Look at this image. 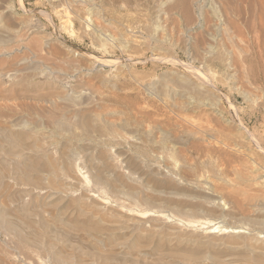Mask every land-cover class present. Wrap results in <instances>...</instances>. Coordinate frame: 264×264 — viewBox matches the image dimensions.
<instances>
[{"label": "rangeland", "instance_id": "obj_1", "mask_svg": "<svg viewBox=\"0 0 264 264\" xmlns=\"http://www.w3.org/2000/svg\"><path fill=\"white\" fill-rule=\"evenodd\" d=\"M186 1L0 0V264L11 262L3 246H16L18 233L27 239L39 237L54 243L51 252L43 250L42 255L55 250L90 264L100 263L101 253L108 251L113 254L110 264L155 263L159 255L171 260L170 250L185 247L167 236L149 241L139 238L130 227H122L128 223L120 217V207L113 212L100 211L46 183L47 163L51 160L62 168L67 162L83 158L109 177L116 169L111 168L113 161L102 155L108 148L123 152L120 158H128L130 167L137 171H146L147 164L157 165L150 152L153 148L142 135L141 147L137 148L113 141L103 122L111 121L117 127L126 119L140 120L142 127L134 121L129 128H138L141 134V128L155 125L147 117L155 115L153 106L166 109L157 101L158 94L202 98L205 105L197 104L188 111L212 132L222 155L227 159L236 156L234 160L225 158L229 166L233 163L225 174L246 164L247 170L242 167L249 181L259 172L264 176V154L239 129V122H243L264 148V51L242 44L241 52L227 39L222 46L215 21L206 13L210 1L203 2L200 17L194 0ZM125 38L136 43L125 45ZM216 42L233 56L231 66L205 53L208 43ZM147 83L154 84L153 92L146 90ZM79 92L86 93L81 100L77 98ZM74 97L80 107L71 102ZM210 102L217 103L208 105ZM62 112L66 116L76 113L78 123L70 125L71 129L67 128L69 124L57 123ZM164 117L161 127L177 131L170 116ZM153 131L158 139L157 130ZM218 168L206 164L202 177H210L218 187L234 182V169L225 175ZM142 176L143 182L157 189L168 184L166 181L158 185L152 172ZM116 183L121 186L113 193L120 197L126 194L128 199L141 198L145 194L154 205L172 200L160 199L135 184L130 185L135 187L133 191L122 187L129 186L128 181ZM103 186L110 190L108 183ZM7 224H12L13 229L5 230L3 226ZM24 264L33 262L25 259Z\"/></svg>", "mask_w": 264, "mask_h": 264}, {"label": "bare ground", "instance_id": "obj_2", "mask_svg": "<svg viewBox=\"0 0 264 264\" xmlns=\"http://www.w3.org/2000/svg\"><path fill=\"white\" fill-rule=\"evenodd\" d=\"M204 1L206 2V0H194V3L192 2L198 10L199 17L202 13L201 11L204 10L202 8ZM209 1L210 6H207H209L210 9L207 10L206 13L215 21L214 26L219 38L216 37L219 41H222L223 44L218 43L219 45L216 46L215 44H217V42L212 44L208 43V48L205 50V53L211 55L212 60L214 59L220 64L223 63L230 66L232 65L231 63L235 62L233 56L231 57L228 55V49L219 47L220 45L225 46L224 44L226 42L223 43V41H226V39L231 41V45L235 46L236 49L241 52L244 51L242 44L250 49L256 48L262 52L264 51V0ZM187 6L189 7L190 4ZM186 10H188L187 7ZM59 11L61 13L63 12L62 10ZM60 16L62 15L60 14ZM123 43L131 46L134 45L136 41L131 38H125ZM145 86L146 90L151 89L150 91L155 87L154 84L150 85L148 83ZM167 89L168 87L166 91ZM166 93L167 94L163 93V95H156L157 101L159 100L163 108H166L164 109L165 111L162 110V108L160 109V105H154L153 110L156 112L155 115L151 117L152 115L148 114L147 117L150 118L149 121L153 122L155 125L153 127L141 128V134L137 132L139 131L138 128H129L130 122H134L135 120H123L117 127H115L116 124H113L111 121H102L113 138V141H124V143L126 142V144H131L137 148L141 147V141L143 140L141 138L142 135L145 141L152 146L153 149L150 151L151 156L157 162V165L151 166L147 164L146 171L152 172L158 185L161 182L168 181L165 187L160 186V188L157 189L152 187V184L148 185V181L143 182L142 174L146 171H137L131 168L128 158L124 156L120 158L123 152L121 153L119 150H113L111 152L109 148L107 151H103L102 154L113 161L111 168L116 169V171L111 172L112 174L110 173L111 175L109 177L104 176L101 170H97L95 165L93 166L91 164L92 162L83 158L78 161L72 160L67 162L62 168H58L56 163L51 160L47 163L49 167V175L46 178L47 185L62 192H69L72 196H75L76 199L94 205L100 211L113 212L115 211V207H120V210L123 212V214H120V217H122L124 223H128L122 227H130L137 233L139 238H145L149 241L154 237L161 238L167 236L170 240L178 244H184V248L172 249L168 252L170 258L172 257L171 260H165L167 258L166 254V257L163 256L165 259L163 257L161 258L159 255L158 262L154 261L155 263L149 264H264L263 173L259 172V170L258 172L260 174L255 173L256 177L249 181L247 171V177L245 176L246 172L244 169H246V164L242 162V164H245V166L242 165L245 168L243 169L241 164L239 165L242 168L239 167L238 169V165L236 169L233 167L232 169H234L235 175V179L233 178L234 182L232 181L233 183L230 184L224 180L228 183L225 187H218V184L216 185V183H213L214 181L211 180L210 177L208 178L211 181L204 179V177H202L204 174L203 166L206 164H214V167H219L218 170L220 172L224 171V174L225 171L229 169V165L225 160L226 157L216 148V143L213 141L214 137L211 134L212 132L210 133L203 128L188 111L192 110L191 108H194L197 104L205 105V103L200 97H177L175 94ZM85 95L86 93L79 92V96H76L77 98L80 97L79 100H81ZM76 99L75 97L71 98L73 105L78 102V99ZM215 103L210 102L208 105H214ZM62 113L58 117V120L56 119L57 123L64 122L69 124L67 128H69L70 125H76L78 123L76 113L70 116L64 115V112ZM164 115L170 116L168 119L171 120V124L174 125V128L175 126L178 128L177 131L171 128L163 129L161 127L160 121L165 118ZM128 117L130 118L129 115ZM82 123L81 121V124ZM135 123L138 127H142L143 125L140 120H136ZM164 125L166 126L167 124ZM102 127L100 126V129ZM154 129L157 130L156 136L158 139L154 136ZM239 129L246 132V138L252 140L257 148L264 154V148L260 146L256 137L247 129L243 122H239ZM105 132L107 133V131ZM68 133L70 132L68 131ZM239 137L238 134V138ZM229 146H231V144ZM227 149L225 151L229 152ZM212 152L215 153L213 154ZM87 156L88 155H86V157ZM83 157L85 158V156ZM116 157L120 159L116 160ZM235 157L236 156H232L231 158L234 160ZM231 158L229 157L228 159ZM230 164L231 166L233 165V163ZM251 164L254 163L252 162ZM25 166H28V169L31 167V165L26 164ZM33 166L32 168H34ZM250 169L253 172L256 171L254 170L256 169L255 167L254 169L252 167ZM218 170L216 172H218ZM230 170H228L226 174H229ZM248 171L250 172L249 168ZM216 172L213 174H217ZM111 177L114 179L113 182L109 180L112 179ZM201 177V184L205 189H202L203 187L200 186ZM220 177L219 179H222ZM225 179L227 178L225 177ZM122 180L128 181L129 186L122 185V187H126L130 191L135 189V187L130 185L135 184L140 186L144 192L150 191L160 199L168 197L172 200L169 204L163 203V205L159 203L154 205V201L145 194H143L141 198L134 197L131 199H128L126 194L124 195L125 198H123L124 196L120 197L114 195V189L118 191L119 189L117 187L121 186V184L117 185L116 182H121ZM223 182L221 184L222 186L224 184ZM105 183H108L109 191L104 188L103 184ZM118 194L120 193L118 192ZM248 208L251 210L249 212L245 211V209ZM1 221L2 215H0V222ZM3 227H5V230L13 229L12 224H7ZM17 238L18 244L20 245L17 244L11 248L10 245L7 246L6 243H4V252L9 256V262H12L7 264H15L17 262H23L24 264L25 259H29L33 264H90L79 257H73L74 255L68 253L62 254L55 250H52L53 253L49 255H42L41 251L51 252L52 247L54 248V243L51 241H45L42 238L39 240V237L27 239L20 233H18ZM90 254H92V252ZM101 254L103 256H101V261L98 264H110L113 254L109 251L102 252ZM2 256H4V254Z\"/></svg>", "mask_w": 264, "mask_h": 264}]
</instances>
